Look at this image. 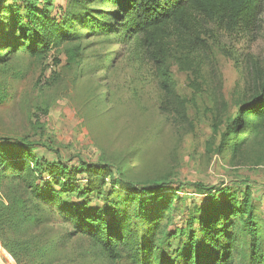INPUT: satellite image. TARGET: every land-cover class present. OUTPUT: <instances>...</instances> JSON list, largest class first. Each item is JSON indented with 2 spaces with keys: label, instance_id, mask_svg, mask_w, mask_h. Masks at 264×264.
I'll list each match as a JSON object with an SVG mask.
<instances>
[{
  "label": "trees",
  "instance_id": "16d2710c",
  "mask_svg": "<svg viewBox=\"0 0 264 264\" xmlns=\"http://www.w3.org/2000/svg\"><path fill=\"white\" fill-rule=\"evenodd\" d=\"M53 1L1 0L0 67L5 54L25 48L39 59L63 45L67 67L81 70L85 35L108 43L135 40L154 66L158 87L170 94L173 63L183 70L196 66L197 72L204 21L221 17L228 25L257 0H67L56 15ZM5 98L0 94V104ZM246 130L264 131V84L240 104L220 151L236 149ZM35 144L0 136V244L17 264H80L68 249L76 237L111 262L126 257L132 264H264L247 182L240 183L242 200L224 184L198 181L185 190L186 184L164 180L139 183L112 163L70 164L38 153ZM180 192L204 199L199 216L190 214L177 226L173 212ZM56 224L66 227L58 230ZM245 234L247 253L241 248Z\"/></svg>",
  "mask_w": 264,
  "mask_h": 264
},
{
  "label": "rangeland",
  "instance_id": "374dc122",
  "mask_svg": "<svg viewBox=\"0 0 264 264\" xmlns=\"http://www.w3.org/2000/svg\"><path fill=\"white\" fill-rule=\"evenodd\" d=\"M66 5L67 0H54L52 14ZM251 6L242 7L228 25L221 17L204 21L197 72L196 66L183 70L173 63L170 94L158 87L154 66L135 40L108 43L85 35L81 70L67 67L63 45L39 59L25 48L5 54L0 136L36 143L38 153L70 164L112 163L139 183L164 180L175 187L186 184L185 190L198 181L224 184L242 200L240 183L247 182L264 246V131L246 130L236 149L220 151L240 104L264 84V0ZM176 43L173 38L174 48ZM180 197L173 212L177 226L190 214L199 216L204 199L192 192ZM90 246L76 237L68 249L80 264H132L126 257L111 262ZM241 248L249 250L247 234Z\"/></svg>",
  "mask_w": 264,
  "mask_h": 264
},
{
  "label": "crops",
  "instance_id": "0c3cea01",
  "mask_svg": "<svg viewBox=\"0 0 264 264\" xmlns=\"http://www.w3.org/2000/svg\"><path fill=\"white\" fill-rule=\"evenodd\" d=\"M0 264H16L14 259L0 245Z\"/></svg>",
  "mask_w": 264,
  "mask_h": 264
},
{
  "label": "water",
  "instance_id": "95a60500",
  "mask_svg": "<svg viewBox=\"0 0 264 264\" xmlns=\"http://www.w3.org/2000/svg\"><path fill=\"white\" fill-rule=\"evenodd\" d=\"M0 2H1V0H0Z\"/></svg>",
  "mask_w": 264,
  "mask_h": 264
}]
</instances>
